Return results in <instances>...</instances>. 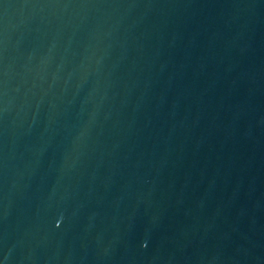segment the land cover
Listing matches in <instances>:
<instances>
[{"label": "water", "instance_id": "obj_1", "mask_svg": "<svg viewBox=\"0 0 264 264\" xmlns=\"http://www.w3.org/2000/svg\"><path fill=\"white\" fill-rule=\"evenodd\" d=\"M0 264H264V0H0Z\"/></svg>", "mask_w": 264, "mask_h": 264}]
</instances>
